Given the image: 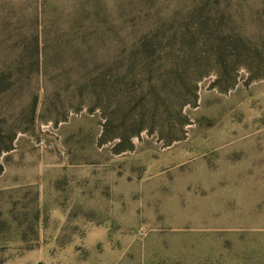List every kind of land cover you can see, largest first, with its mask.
Returning a JSON list of instances; mask_svg holds the SVG:
<instances>
[{
  "label": "rangeland",
  "instance_id": "1",
  "mask_svg": "<svg viewBox=\"0 0 264 264\" xmlns=\"http://www.w3.org/2000/svg\"><path fill=\"white\" fill-rule=\"evenodd\" d=\"M207 2L238 15L241 35L264 33V0H0V58L39 36L42 101L66 83L56 69L94 65L86 53L108 63L131 37L170 33L165 21ZM248 77L228 91L206 78L182 140L143 133L120 154L100 144L98 113L28 124L11 105L5 125L25 131L1 157L0 264H264V78Z\"/></svg>",
  "mask_w": 264,
  "mask_h": 264
},
{
  "label": "trees",
  "instance_id": "2",
  "mask_svg": "<svg viewBox=\"0 0 264 264\" xmlns=\"http://www.w3.org/2000/svg\"><path fill=\"white\" fill-rule=\"evenodd\" d=\"M208 4L195 5L185 16L176 14L165 21L160 28L167 24L174 29L170 33L152 31L131 37L129 48L112 54L108 63L86 53L94 65L56 69V77L66 83L51 94L44 91L42 101L34 87L37 78L50 75L47 56L36 33L24 36L9 64L0 58V174L2 155L14 149L18 133L25 131L21 125H5L11 105L17 106L18 116L28 124L38 117L58 123L67 120L69 112L85 109L98 113L103 121L100 144L113 143L120 154L133 150V139L143 133L165 146L182 140L184 129L192 124L185 111L198 106L199 84L206 78L216 77L212 88L220 91L234 88L241 71L247 72L248 81L263 79L264 33L241 35L235 31L238 15ZM255 16L264 17V6ZM240 18L242 22L245 16Z\"/></svg>",
  "mask_w": 264,
  "mask_h": 264
},
{
  "label": "crops",
  "instance_id": "3",
  "mask_svg": "<svg viewBox=\"0 0 264 264\" xmlns=\"http://www.w3.org/2000/svg\"><path fill=\"white\" fill-rule=\"evenodd\" d=\"M192 252H193V251H192ZM194 252H196V253H202L203 251L200 250V249H197L196 251L194 250Z\"/></svg>",
  "mask_w": 264,
  "mask_h": 264
}]
</instances>
